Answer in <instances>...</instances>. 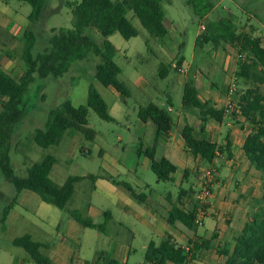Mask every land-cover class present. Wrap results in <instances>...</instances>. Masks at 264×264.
I'll use <instances>...</instances> for the list:
<instances>
[{"label":"crops","instance_id":"0c3cea01","mask_svg":"<svg viewBox=\"0 0 264 264\" xmlns=\"http://www.w3.org/2000/svg\"><path fill=\"white\" fill-rule=\"evenodd\" d=\"M166 2L170 7L178 3L175 0H166ZM14 3L17 8L13 6ZM67 3L74 2L66 1L65 7H67ZM49 4L50 2H48L46 8ZM245 4L249 12V22L241 32L254 36L256 31L252 33V30L254 31L258 26L264 28L262 21L264 15H260L257 12V10L264 9V1L245 0ZM186 6L192 9L188 1ZM178 8L183 12L184 8L182 6L177 5L176 9ZM213 9L214 7L209 13L199 19L198 31L194 37V53L197 49L204 51L208 46L207 43L197 47L195 42L197 37L201 35L200 23L203 22L206 27L211 24V21H208V16ZM25 18L26 15L21 13L18 1L0 0V60H3L4 65L10 63L5 58L8 50L6 44L10 45L12 41L20 40L23 45L24 32L27 28ZM252 19H254L256 24L251 23ZM164 25L167 29V34L164 38H155L147 32L150 41L152 40L153 42L151 46L153 49L149 50V53L152 58L158 61L162 78H166L171 69H173L177 75L176 82L182 87L183 95L186 80L188 77H192L198 100L201 103L211 104L217 109L227 110V113L221 122L209 120L204 125L203 130H201L202 123L198 117V111L195 109L183 110L181 107V111L176 114L175 118L171 117L169 114L171 111L168 110V107L172 110V104L169 93L166 92L165 102L167 103V108L165 110L159 104L150 102L166 112L171 120V127L167 132L157 133V128L153 121L148 119L143 122L138 117L139 109L146 107L150 103L143 107H138L135 122L136 131L133 135L136 144L133 149V163L127 166L117 160L110 159L106 156L103 148L97 146L94 148V153L102 161L100 171L97 174L85 173L77 176L84 177L80 182L88 180L90 184L84 188V197L81 189L79 195L75 198L77 200L75 205L79 204L78 207L74 208V206L69 210L81 212L82 216L90 218L95 225L104 223L105 214L109 215L108 221H106L103 230L98 231L83 227L68 214L66 218H60L57 222L55 221L49 228H39L42 237H40L41 241L37 243L41 245L40 252L49 258L51 264H107L109 260H114L118 264H149L144 261V254L148 244L154 242L158 245L167 236L171 237V243L175 247L184 249L191 248V245H188L189 242L210 241L211 246L209 249L201 250L194 259H189L186 264H224L226 257L223 252L226 251L228 255L232 254L235 240L239 237L249 218L257 213L262 205L261 173L250 164L242 149L253 127L240 115L237 105L239 95L242 93L238 85L239 79L236 78L238 64L241 63L237 59L238 48L227 43H221L218 46L212 45L207 50L210 54V59L215 61L214 64L208 65L207 60L200 54L196 58L195 54H193V57L187 60L182 54L185 43L181 39V32L172 27L171 22L166 19V14L164 16ZM115 34L109 36L107 40L116 49L113 57V61L116 64L115 59L118 55H121L122 49L115 46L112 42V39H115L119 45L121 44ZM177 54H180V56L177 64H175L174 58ZM162 60H166V63H163ZM149 63V59L141 58L140 64L131 73L129 82L140 94L147 96L149 100H158L161 92L150 81L152 70H149ZM0 68L14 78L5 67L0 65ZM119 69L121 70L120 67ZM178 69H182L184 72L180 73ZM24 71L25 65L23 73ZM233 79L236 81L237 89L236 94L230 96L227 94V89ZM217 80L221 83V89H218L216 85ZM105 88L114 98L112 105H108L104 97L98 94L105 102L107 113L112 119V121L107 122H115L119 120L115 114L122 111L119 103L125 105L130 98V92L126 86L129 97L123 99L121 94L114 88ZM161 104L163 105L164 103L162 102ZM232 112H234V115H231ZM187 125L193 129L196 138L205 139L221 147L222 150L217 153L211 163H207L198 155H193L187 148L181 136L183 129ZM130 127L131 125L127 124L126 129L129 132ZM67 137L75 138L77 136H66L59 147V152L66 153L71 149L74 138L69 140ZM227 142L230 144L229 150L225 149ZM67 143H69V147L65 148ZM144 144L146 145L145 148ZM152 148L156 159H166L175 168L170 180H155L153 182L155 187H152L144 179V174L151 170L149 160L143 154V151ZM81 151L85 153V150L81 149ZM86 153L92 154V151ZM202 167H211L217 175L212 187V196L208 204L207 215L203 218L202 225L187 228L179 221L169 224L166 221V217L172 208L193 212L192 194L197 188L198 172ZM139 168L142 171L140 177L138 176ZM129 174L134 175L136 179L134 186L136 188L120 179L125 178ZM105 175L129 185L134 193L142 198V201H138L135 196L131 195L122 186L112 184L105 179ZM88 176H95V179L92 181L88 179ZM159 182H163V185L161 186ZM173 189L174 191L172 192ZM175 190H177L176 196ZM98 193L102 195L101 198L99 197V201H97ZM27 195V199L22 196V202L30 198V195ZM13 200L8 203H12L9 213L13 209V205L16 204V199ZM40 218H42L41 220L44 223V217L38 215V219ZM199 228H202V231H199ZM84 242L89 243L90 260L79 257ZM22 261H17L16 264H22ZM165 264L173 263L166 262Z\"/></svg>","mask_w":264,"mask_h":264},{"label":"trees","instance_id":"16d2710c","mask_svg":"<svg viewBox=\"0 0 264 264\" xmlns=\"http://www.w3.org/2000/svg\"><path fill=\"white\" fill-rule=\"evenodd\" d=\"M31 7L28 15L30 24H38L44 10L50 0H22ZM163 0H80L67 3L72 15L70 28H52L51 35L46 41V47L42 52L34 54L36 34L31 26L24 32V41L21 50V59L25 65V71L19 79H14L0 68V173L6 181L14 186L18 193L28 190L36 194L42 202L58 209H65L71 200L75 185L84 177L71 176L63 185L55 184L49 177L56 159L47 154L39 161L34 162L26 169L25 177L15 175L10 158V147L13 134L25 115L29 87L36 81H44L47 78L57 80L69 70L75 61L87 59L94 55L100 59L95 66L94 77L104 87H112L119 92L123 99L129 97L126 86L119 81L121 73L114 63L116 53L114 46L107 40L114 33H119L123 39L129 40L137 36V31L127 18V13L132 12L139 20L141 26L153 37L164 38L167 29L164 25ZM194 14L202 18L212 9L208 4L204 9L199 8L192 0H188ZM97 32L103 38L99 46L93 40L89 32ZM196 46L211 43L218 46L221 43L232 44L238 48L240 54H246L244 62L238 64L236 78L246 83L264 85V48L257 37L245 34L238 30L237 26L227 18L220 19L215 25L211 22L196 39ZM162 76V73L160 74ZM247 88L238 98V110L253 130L243 144V152L250 164L259 171L262 176L261 207L257 213L249 218L239 237L235 240V247L231 255L223 252L226 257L224 264H264V94L258 86ZM181 107L183 110L195 109L202 123L201 130L209 120L221 122L227 110L217 109L211 104L201 103L197 98L192 77H188L183 89ZM89 109L103 121H112L107 113V106L96 89L88 90L86 106L75 107L69 100L63 101L48 113L47 120L42 128L35 129L31 134V140L41 149L60 144L64 136L73 137L81 135L87 141H94L95 132L87 127V115ZM234 115V112L231 113ZM138 117L145 122L153 121L157 133H165L171 127V120L166 112L154 104H148L138 111ZM187 148L195 156H200L207 163H211L217 153L222 149L205 139H198L190 126H185L181 133ZM230 144H225L229 150ZM143 154L149 160L151 172L158 181L170 180L174 172V166L166 159H156L154 149H146ZM229 156V154H228ZM112 184L122 186L138 201L142 198L126 183L118 182L111 176H104ZM94 180L95 176H88ZM14 201V200H13ZM12 207V203L2 210L0 223L4 226L6 217ZM71 218L83 227L102 231L109 215L105 214L103 224L95 225L81 212L68 210ZM194 212H187L172 208L166 217L169 224L175 221L181 222L187 228L194 225ZM13 245L24 249L34 264H51L48 257L40 252L41 245L34 242L29 235L15 238ZM191 248L175 247L171 243V237L167 236L158 245L150 242L144 254V261L149 264H186L189 259H194L201 250L210 248V241L189 242ZM107 264H118L109 260Z\"/></svg>","mask_w":264,"mask_h":264},{"label":"rangeland","instance_id":"374dc122","mask_svg":"<svg viewBox=\"0 0 264 264\" xmlns=\"http://www.w3.org/2000/svg\"><path fill=\"white\" fill-rule=\"evenodd\" d=\"M15 1L20 3L21 13L26 15V26H31L36 34L37 39L34 47V54H37L42 52L46 47V41L51 35L50 31L52 28L71 27L72 15L70 9L65 7V2H76L79 0H50V4L46 8L41 21L38 24L32 25L27 19V15L31 12V7L22 0H13V2ZM187 1L188 0H175V2L178 3L170 7L166 0H163L162 5L166 14V19L171 22L172 27H175L181 32V39L185 43L182 54L187 60L193 57V54H195V58L200 54L207 60L208 65L214 64L215 61L210 59V54L207 50L212 47L211 43H208L204 51L197 49L195 53L193 52L194 37L195 33L198 31L200 18L194 14L190 7L186 6ZM192 1L201 9L207 7L208 4L214 7L208 16V21H211L214 25L222 18L232 19L231 21L237 26L238 30L241 31L249 22V12L245 0ZM177 5L184 8L183 12H181L179 8L176 9ZM13 6L17 8L15 3ZM257 12L260 15H264V9L257 10ZM127 18L135 27L138 35L126 41L116 33L115 36L119 38L121 42L120 45L115 39H112L114 45L122 49L121 55H118L115 59L116 64L122 70L118 79L127 86L130 92V98L126 101V104L119 103L122 111L115 114L119 120L115 122L103 121L93 110L89 109L87 127L96 132L94 141H87L81 135H76L77 137H73L74 139L67 137L69 140L73 139L71 149L66 153L62 151L59 152V147L66 137L64 136L59 145L41 149L31 140V134L35 129L44 126L51 109H54L65 100H69L74 106H86L88 101V89L90 87L96 89L97 92L104 97L108 105H112L114 98L94 77L95 66L100 62V59L94 55L88 56L87 59L73 62L67 73L57 80L52 78H47L44 81L36 80L28 89L26 94V112L13 134L11 141L10 158L15 175L18 177H25L27 167H30L34 162L39 161L47 154L53 155L56 159V163L53 165L50 172V178L59 186L62 185L69 176H79L85 173L97 174L102 164V161L96 153H94V148L97 146L103 148L108 158L130 166L134 160L133 149L136 147L133 135L136 131L135 122L138 107H143L152 102L159 104V106L165 110L167 108L165 93L168 92L172 104V110L169 112L171 117L175 118L176 114L181 111L182 87L176 82L177 75L175 71L171 69L169 75L166 78H162L158 61L152 58L149 53V50L153 49L151 48L153 42L152 40L150 41L149 34L141 26L139 20L132 12L127 13ZM262 21L264 23V19ZM251 23L256 24L254 19L251 20ZM255 31L256 34L253 37L259 38L261 40V46L264 48V28L258 26V28L251 32L253 33ZM89 32L93 35L92 37L95 43L101 46L103 42L101 35L97 32ZM202 33H205V31H201V34ZM21 45L22 43L20 40H14L10 45L6 44L8 50L5 58L10 61V63L4 65L3 60H0V65L5 67L16 79L22 75L24 69V64L20 58ZM243 55L247 58L246 54ZM179 56L180 54H177L174 58L175 64H177ZM141 58L149 59V70H152L150 75L153 78H150V81L161 92L158 100H149L147 96L140 94L129 82L131 73L138 67ZM162 61L166 63V60ZM218 81L219 80L216 81V85L218 89H221V83ZM238 85L243 92L256 84H251V82L246 83L242 79H239ZM258 87L260 92L264 94V85H259ZM162 102L164 103L163 105L161 104ZM127 115H129V117H127ZM127 124L131 125L130 132L126 129ZM68 147L69 143L66 144L65 148ZM145 147L146 145L144 144V148ZM81 149L85 150V153H83ZM88 151H92V154L86 153ZM138 173L140 177V175H142L140 168ZM144 175L145 181L150 183L152 187H155L153 183L157 180L155 175L151 171H147ZM120 179L130 183L136 188L134 186L136 179L133 174H129L125 178ZM89 184L90 182L88 180L77 183L71 200L66 205L65 209L61 210L52 205L43 203L36 194L28 190H23L18 193L14 186L6 181L0 173V217L4 207L10 201L16 199V204L13 205V209L9 213L5 225L3 226L0 223V264H16V262L20 260H23L22 264H34L25 250L12 244L13 239L29 234L34 241H41L40 237H42V233L39 228H49L50 225L55 221L57 222L60 218H66L68 210L71 209V207H78L79 204L77 206L75 205L77 202L75 198L79 195L80 190L82 189L81 193L84 197V188L86 186L88 187ZM159 184L162 186L163 182H159ZM173 191L174 189L172 192ZM174 193L176 196L177 190H175ZM27 194L30 195V198L22 202V196L27 199ZM97 196V201H99V197L101 198L102 195L98 193ZM38 215L44 217V223L41 220L42 218L38 219ZM199 231H202V228H199ZM79 257L86 260L91 259L88 242L82 244Z\"/></svg>","mask_w":264,"mask_h":264},{"label":"built area","instance_id":"2783aa9c","mask_svg":"<svg viewBox=\"0 0 264 264\" xmlns=\"http://www.w3.org/2000/svg\"><path fill=\"white\" fill-rule=\"evenodd\" d=\"M199 28L201 31H205V24L203 22L200 23ZM237 59L240 62L245 61V56L243 54L238 53ZM180 73L184 71L182 69H178ZM237 84L233 79L231 84L227 89V94L230 96H234L236 94ZM168 110L171 111V108L168 107ZM199 177L197 188L194 190L192 194L194 209L193 212L195 214L194 225L201 226L203 222V218L207 215L208 204L210 198L212 196V187L216 181V172L211 167H202L199 169Z\"/></svg>","mask_w":264,"mask_h":264}]
</instances>
